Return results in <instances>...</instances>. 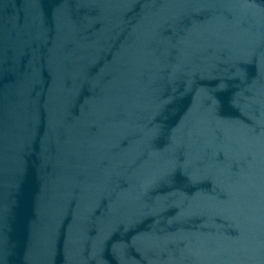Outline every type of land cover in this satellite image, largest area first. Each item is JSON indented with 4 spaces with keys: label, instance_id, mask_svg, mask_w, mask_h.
I'll list each match as a JSON object with an SVG mask.
<instances>
[{
    "label": "water",
    "instance_id": "water-1",
    "mask_svg": "<svg viewBox=\"0 0 264 264\" xmlns=\"http://www.w3.org/2000/svg\"><path fill=\"white\" fill-rule=\"evenodd\" d=\"M0 264H264V0H0Z\"/></svg>",
    "mask_w": 264,
    "mask_h": 264
}]
</instances>
